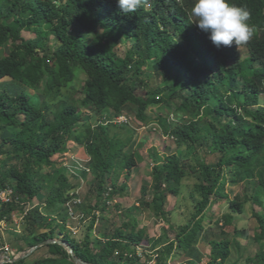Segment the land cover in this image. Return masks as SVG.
Listing matches in <instances>:
<instances>
[{
  "label": "trees",
  "instance_id": "1",
  "mask_svg": "<svg viewBox=\"0 0 264 264\" xmlns=\"http://www.w3.org/2000/svg\"><path fill=\"white\" fill-rule=\"evenodd\" d=\"M70 1L0 0V48L11 47L0 57V155L7 158L0 167V191L14 181L16 199L0 202V222L23 211L46 184L51 187L46 209L25 213L27 228L13 241L17 253L55 238L58 229L74 255L88 264H145L136 254L147 238L143 232L126 222L114 230L98 228L96 211L104 214L107 201L122 191L117 174L139 167L136 149L149 121L147 110L160 105L176 116L164 130L176 147L165 155L151 149L153 181L141 186L139 205L177 232L155 250L156 264H168L177 248L192 247L212 198H228L225 186L240 172L255 178L253 194H236L229 209L241 214L253 203L250 241L259 246L254 264H264V0H229L247 8L256 32L244 46L220 48L196 26L190 14L194 0H144L127 15L120 13L117 0H87L69 14ZM120 44L128 45L123 55L116 53ZM91 50L94 56L87 54ZM243 53L248 56L241 59ZM76 71L85 76L78 105L59 99ZM122 115L139 121L126 137L111 131L113 119ZM72 143L85 148L89 159L82 165L94 176L87 205H77L79 220L87 222L81 240L66 226L69 198L64 194L74 188L66 172L59 168L36 177ZM188 178L194 180L193 210L175 227L166 200L178 197ZM54 179L56 188L50 185ZM136 210L126 214L134 222ZM226 218L228 223L232 217ZM151 242L155 248L161 241ZM229 244L209 241L207 264H238L230 261ZM45 247L47 254L32 264H74L64 247ZM4 264H25V259Z\"/></svg>",
  "mask_w": 264,
  "mask_h": 264
},
{
  "label": "rangeland",
  "instance_id": "2",
  "mask_svg": "<svg viewBox=\"0 0 264 264\" xmlns=\"http://www.w3.org/2000/svg\"><path fill=\"white\" fill-rule=\"evenodd\" d=\"M86 1L87 0H71L66 6L67 12L72 14L80 5L86 3ZM126 46L128 45L120 44L116 48V53L118 55H123ZM10 48L11 47L0 48V57L5 55ZM87 54L94 56L95 52L91 50L87 52ZM244 56H246V54H243L242 57ZM247 74L250 75L251 72L247 71ZM75 75L76 79L70 87L61 91L59 99L66 98L68 102L78 105L79 100L82 97L80 87L85 76L80 71H76ZM261 98L263 97L261 96ZM87 115L91 117L90 113H87ZM107 115L104 114L103 116L107 117ZM147 115L149 121L146 126H142L143 129H145L144 136L139 139V145H137L136 149V151H138L139 167L137 169H132L129 175L122 172L117 174L118 184L123 188L122 191L115 194L112 201H107L109 206L104 214H102L100 210L96 211V214L98 215L96 225L98 228L102 227L101 225H104L105 227L114 230V228L120 227L123 222H126L127 224L134 226L135 231L143 232L147 238L144 239L138 247H136L137 255L142 253L144 250H148L149 252L155 251L156 249L150 248V246L151 241L156 239V237H159L158 239L161 242H168L174 238L177 232V230L174 232L172 228L169 229V224L167 222L163 220L161 221V219L154 216L152 212L144 207H140L138 204L142 198L141 186H150L153 181L150 174V170L153 166L152 158L149 156L151 149L154 147L159 155H165L169 154L170 151H173L176 147L174 140L169 138V136H166L164 133V130L168 128L172 121L171 117H176L171 109L155 105L148 108ZM123 119L124 118L114 121V118V125H111V131L120 132L124 135V137H126L135 132V129L138 128L137 126L139 125V121L136 118H133L130 122H128L129 124L125 125L126 127H123L122 124L123 121H125ZM91 122L93 123L94 119H92ZM160 122L163 123L162 127L160 126ZM152 127H156L157 130ZM79 151L83 154L82 157L78 156V154H80ZM83 157H89L85 148L72 143L69 151L54 156L53 164L50 166H44L36 172L37 178H42L47 173L52 174L59 168L63 169L64 173L66 172V177L74 186V188L69 189L64 194L65 197L69 198V200L64 204V206L68 208L69 214L66 226L68 233L77 240H81L83 237L87 224V222L85 223L79 220L81 215L78 214L79 206L77 205H80V207L85 204L87 205L88 201L86 200V197L94 177L91 172H88V170H85L83 167V163L81 161ZM127 158L128 157L125 156L122 160L120 163L121 167H124ZM6 161V156L0 155V167L6 164ZM83 171H86L87 175H83L85 173ZM233 181V183H228L225 186L224 193L228 195V198H212V201L202 218V229L196 236V240L194 241L192 247L188 248L186 251L178 248L174 250L167 260L168 264H207L210 258V246L208 243L212 240H226L230 243V261L238 262V264H246L244 260L247 257H252L253 261H251L250 264H254L255 258L253 257L259 250V246L250 241L253 231V203L248 202L245 204L243 213L237 214L230 211L229 201L238 193L242 196V198H244L245 195L253 194V181H255V178L248 177L246 174L240 172L238 176L233 178ZM193 184L194 180L192 178L186 179L179 190L180 195L178 197L170 196L166 200L165 210L174 213L172 214V217H170L173 219L172 223L175 227H177L176 225L184 224L193 210L191 208V199L189 197V194L193 191ZM50 185L56 188L58 185L56 179L52 180ZM50 188L51 187L46 184L44 189L34 197L32 202L24 206L22 205L24 208L23 211H14L11 215L4 217V219L0 222V227L1 225H4V227L10 228V236L13 238V241L17 240L18 236L27 228L25 220V213L27 211L32 210L34 207H38L42 211L46 209L43 203ZM9 189H11L14 196V181L10 182ZM14 198L15 197H13V199ZM90 198L93 204L94 197L91 196ZM56 206H59V204L56 203ZM136 208L137 210L134 214L136 222H134L133 219L127 217L126 214L135 211ZM227 215H231L232 217L228 223H226ZM102 216L105 218L104 221L101 219ZM57 221H59V217H57ZM51 225L54 226L55 222H52ZM56 233L57 236L54 239H61L62 235L59 234L58 229L56 230ZM235 241L239 243V246L236 245ZM39 248L42 249L41 251H43V256L47 254V248L45 246H41ZM28 249L29 248H27V250ZM4 253L6 255L9 251H4ZM33 253L34 251L29 256L31 257L30 259L32 262H35L40 257H38L39 254ZM15 255L16 253H13L10 257ZM144 259L142 260L144 261Z\"/></svg>",
  "mask_w": 264,
  "mask_h": 264
},
{
  "label": "clouds",
  "instance_id": "3",
  "mask_svg": "<svg viewBox=\"0 0 264 264\" xmlns=\"http://www.w3.org/2000/svg\"><path fill=\"white\" fill-rule=\"evenodd\" d=\"M144 4V0H117L120 13L131 14ZM190 14L196 26L217 48L221 46H244L254 36L255 25L249 24L251 13L247 8L230 3L229 0H194ZM243 54L246 56L242 57ZM241 59L248 53H243Z\"/></svg>",
  "mask_w": 264,
  "mask_h": 264
},
{
  "label": "water",
  "instance_id": "4",
  "mask_svg": "<svg viewBox=\"0 0 264 264\" xmlns=\"http://www.w3.org/2000/svg\"><path fill=\"white\" fill-rule=\"evenodd\" d=\"M49 244H58V245L64 247L67 250V252L69 253L71 260L73 261L74 264H88V263L82 261L81 259H79L78 257H76L74 255L72 247L70 246V244L67 241L62 240V239H54V238L47 239L41 243L33 245L28 250L20 252L13 257H10L8 255L1 256L0 257V264L7 263V262L14 263L20 259H24L27 256H29L33 251H35L37 248H39L41 246L49 245Z\"/></svg>",
  "mask_w": 264,
  "mask_h": 264
},
{
  "label": "crops",
  "instance_id": "5",
  "mask_svg": "<svg viewBox=\"0 0 264 264\" xmlns=\"http://www.w3.org/2000/svg\"><path fill=\"white\" fill-rule=\"evenodd\" d=\"M80 152H81V151H79V153H80ZM78 156H79V157H82L83 154L80 153V154H78ZM88 159H89V157H88V158H84V157H83V159H81V161H82V163H84V162H86ZM138 204H139V203H138ZM103 221H104V220H103ZM161 221H162V220H161ZM105 222H106V221H105ZM101 226H102V225H101ZM10 234H11V230H10V228H6V227H4V225H3V226L1 225V227H0V241H2V245L0 246V257L5 255L3 247H6V248L8 249V251H9V253H7L6 255L11 256L13 253H16V254H17L16 246H14L13 238H11ZM9 237H10V238H9ZM158 238H159V237H158ZM158 238L156 237V239H154V240H157ZM165 243H166V242H160V243L158 244L157 247L153 248V247H152L153 243L151 242V246H150V248H153V249H156V250H157L158 248L162 247ZM20 244H21V243H20ZM41 250H42L41 248H37V249L34 251L33 254H39L38 257H42V256H43V255H42V254H43V251H41ZM38 257H37V258H38ZM30 258H31L30 256H27L26 258H24V259H25V264H32V263H33L32 260H31ZM3 264H4V263H3Z\"/></svg>",
  "mask_w": 264,
  "mask_h": 264
},
{
  "label": "built area",
  "instance_id": "6",
  "mask_svg": "<svg viewBox=\"0 0 264 264\" xmlns=\"http://www.w3.org/2000/svg\"><path fill=\"white\" fill-rule=\"evenodd\" d=\"M122 118H124L123 120H125V121H123V123L130 122V118L126 117L125 115L116 117L114 121L121 120ZM13 197H14L13 196V192L9 188L0 191V202L1 203L11 202L12 200L15 199V198L13 199ZM3 249H4V251H7L8 250L6 247H3ZM138 255L142 259H144L146 257L144 259V261H143L145 264H156L157 254L155 253V251L149 252L148 250L147 251L144 250V251H142V253H139Z\"/></svg>",
  "mask_w": 264,
  "mask_h": 264
}]
</instances>
